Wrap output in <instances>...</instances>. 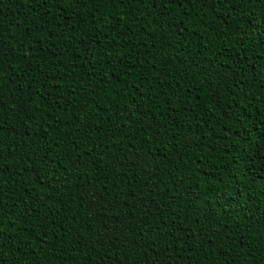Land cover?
<instances>
[{
	"label": "trees",
	"instance_id": "obj_1",
	"mask_svg": "<svg viewBox=\"0 0 264 264\" xmlns=\"http://www.w3.org/2000/svg\"><path fill=\"white\" fill-rule=\"evenodd\" d=\"M0 264H264V0H0Z\"/></svg>",
	"mask_w": 264,
	"mask_h": 264
}]
</instances>
